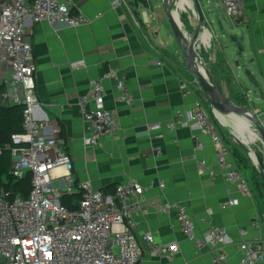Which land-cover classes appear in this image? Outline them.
<instances>
[{
    "label": "crops",
    "instance_id": "crops-1",
    "mask_svg": "<svg viewBox=\"0 0 264 264\" xmlns=\"http://www.w3.org/2000/svg\"><path fill=\"white\" fill-rule=\"evenodd\" d=\"M241 1L243 15L234 22L219 7L220 0H199L208 24L202 30L199 51L217 80V65L227 67L250 105H254L248 98L251 87L264 105V0ZM177 3L179 14L188 9L193 12L191 0ZM72 4L73 11L86 17L89 24L79 28L32 24L26 40L32 45L37 66L36 118L55 130L60 131L59 124L64 128L76 181H90L107 195L129 181L143 186L145 192L138 198L141 211L134 217L137 237L151 234L159 245L177 243L179 252L171 260L153 256L142 242L141 264H215L218 253L226 256L227 264H239L243 256L238 249L240 232H249L247 241L264 236L263 217L252 191L245 196L226 181L209 136L189 128H166L175 123L178 111L191 118L198 98L190 77L164 55L176 42L167 16L156 15L160 6L154 0H73ZM144 13L150 17L148 23ZM194 20L191 18L193 25ZM112 71L126 77L132 102L119 101L114 83L104 82L105 106L116 113L119 131L114 137L104 135L96 146H86L88 128L79 101L88 95L93 80ZM247 73L255 77L257 87ZM0 105L13 104L4 102L1 95ZM88 107L93 109L94 105ZM255 109L260 119L262 114ZM157 123L163 128L146 136L145 130ZM198 140L202 151L196 150ZM156 149H161L160 156ZM202 160L207 165L203 173L199 165ZM232 200L237 204L230 205ZM166 203L187 207L197 238L213 225L225 230L236 245L198 251L182 234L176 212H160ZM258 219L259 231L253 226Z\"/></svg>",
    "mask_w": 264,
    "mask_h": 264
},
{
    "label": "built area",
    "instance_id": "built-area-1",
    "mask_svg": "<svg viewBox=\"0 0 264 264\" xmlns=\"http://www.w3.org/2000/svg\"><path fill=\"white\" fill-rule=\"evenodd\" d=\"M73 0H0V82L6 86L4 106H23V132L12 136L11 176L16 181L31 175V191L24 198L3 192L0 196V264H141V243H146L151 255L171 260L179 252V245H159L151 234L140 239L135 230L134 217L141 211L138 198L145 190L135 181L116 186L112 195L97 191L90 181L77 182L73 174V159L68 153L69 143L60 131L39 122L36 72L37 66L31 43L26 38L32 24L46 23L55 28L65 25L79 28L89 24L82 14L73 11ZM219 7L227 17L238 21L244 10L241 0H220ZM152 16V15H150ZM146 23L149 15L144 13ZM152 19V18H151ZM114 83L120 93L119 101L132 102L126 77L112 71L93 80L86 97L79 101L82 118L88 128L86 146H96L104 135L116 136L119 124L116 113L105 106L104 82ZM92 103L93 109L88 105ZM160 123L150 125L145 135L160 131ZM167 130L189 128L211 138L218 168L230 185L241 194L251 190L241 169L234 160L231 147L216 122L197 99L191 118L182 111L176 113L175 123ZM197 151L203 150L198 140ZM0 148V153H1ZM161 149H156L160 156ZM200 172L207 169L200 161ZM214 177L215 173L210 171ZM165 187L164 183L160 185ZM81 195L79 203L69 209L62 204L66 196ZM237 204L236 200L230 205ZM175 211L182 234L194 243L198 251L235 246L225 230L210 225L202 238H197L195 223L187 207L180 203H166L160 212ZM202 222L207 223L205 219ZM261 229L259 219L253 224ZM247 230L240 232L238 249L242 253L239 264H264V236L259 234L247 241ZM215 264H227L225 255L218 253ZM187 264H191L190 262Z\"/></svg>",
    "mask_w": 264,
    "mask_h": 264
},
{
    "label": "rangeland",
    "instance_id": "rangeland-1",
    "mask_svg": "<svg viewBox=\"0 0 264 264\" xmlns=\"http://www.w3.org/2000/svg\"><path fill=\"white\" fill-rule=\"evenodd\" d=\"M154 2L156 3V5L159 4V6H160V10L156 9V12H155L156 15L159 12L160 14H163L165 16L166 11L164 9L163 0H154ZM191 2H192V6H193V0H191ZM193 11H194V6H193ZM180 15H181V13H180ZM194 17H195L194 13L189 9L187 10V12H184L180 17V22L182 24L183 32H185L189 38H192V36L197 31L196 21L194 20L196 18H194ZM191 18H193V20H194V25H193V23H191ZM171 37L174 39V42H175L176 39H175V36H174V33L172 30H171ZM197 47H198L197 52H198V55L200 57L201 63L204 65L205 69L212 76L214 81L220 87L222 86L221 89L224 88V90L227 91V94L223 91L226 94V96H228L233 102H235L237 104L241 105L240 102L246 103L244 105H241V106H244L245 108L251 109L253 111L257 110L255 108H258V112L262 114V117L259 119V121L264 125V105H262L263 101H262L260 94H258V91L251 87L252 91H251V93L248 94V98H249V101H251L254 105H250V103L245 99V96L241 92L240 88L238 87L233 76L231 75V72H229L227 67H224V66L219 65V64L217 65L218 66L217 72L220 75V76H216L219 80L218 81L213 76V72H215V71L211 70L209 67H207L205 65L201 51H199L200 50L199 49V43H198ZM164 55L173 64H175V65L178 64V66H180L182 68V71L190 77V79L192 81V86L195 89L196 94L198 96L197 99L202 103V105L204 106V108L208 112L209 116L214 119V121L216 122V124H217V126L221 132V134L223 135V137L225 138V140L227 141V143L229 144L231 149L239 148V150H241V148L238 146V144L235 141L236 140L235 138H238L242 141L238 132L236 131V127L239 125L241 128L240 133L242 135H244L246 138H249L251 140L249 142L250 147L252 149H254L258 155L261 156V158L264 162V144L262 141H260L259 133L256 131L255 126L252 123H250L249 121H242L244 118L240 117V116H238L237 118L220 116V117H224L226 119L227 124L221 122V120L215 119V115L213 114V110H212L210 104L208 103L200 85L198 84L195 77L186 70L184 57H183L182 51H181L180 46H179L177 41L175 42L174 47H170L167 50H165ZM198 63H199V61H198ZM219 82H221V85ZM236 146H237V148H236ZM240 152L244 154L243 158L245 159V162H246V165H243L244 170H245V173H244L245 179L249 185L250 190L252 191V193L254 195L256 202L259 205L260 215H261V217H263L262 221L264 223V182H263L261 175H260L261 170H260L259 166H257L255 164V162L251 159V157L247 153H245L243 150H241Z\"/></svg>",
    "mask_w": 264,
    "mask_h": 264
},
{
    "label": "water",
    "instance_id": "water-1",
    "mask_svg": "<svg viewBox=\"0 0 264 264\" xmlns=\"http://www.w3.org/2000/svg\"><path fill=\"white\" fill-rule=\"evenodd\" d=\"M176 1L177 0H163L166 16L174 33L175 39L182 51L186 70L195 77L198 84L200 85L208 103L213 110L215 119L219 120L217 117V115H219L232 118H237L240 116L249 120L255 126V129L260 136L259 139L264 144V125L259 121L257 114L253 110L233 102L228 96H226L221 87L214 81L212 76L201 63L197 52V45L201 39L202 30L207 29L208 24L203 14L199 0H193V13L198 22V29L192 38H189L188 35L183 32L180 20L177 21L173 15V6ZM239 22L242 23V21ZM197 61H199V67L197 65ZM247 76L249 81L257 87L258 83L255 81V77L251 76L249 73H247ZM235 139L238 146L251 157L257 166H259L261 170L260 175L264 182V162L261 156L250 147V143H245L238 138Z\"/></svg>",
    "mask_w": 264,
    "mask_h": 264
},
{
    "label": "trees",
    "instance_id": "trees-1",
    "mask_svg": "<svg viewBox=\"0 0 264 264\" xmlns=\"http://www.w3.org/2000/svg\"><path fill=\"white\" fill-rule=\"evenodd\" d=\"M145 2V0H143ZM6 91V86H0V96ZM24 107L23 106H4L0 105V196L3 192L10 193L11 199L16 196L26 198L31 191V175H28L22 181H16L10 174L12 166V152L9 145L12 143V136L23 132L24 120ZM61 136L65 137L64 128L59 124ZM237 148V146H236ZM233 157L241 169L245 173L244 166L246 165L244 154L241 153L239 148L231 149ZM108 191V190H107ZM115 191L110 192L113 194ZM81 195L66 196L62 199V204L69 209L74 208V202L79 203Z\"/></svg>",
    "mask_w": 264,
    "mask_h": 264
},
{
    "label": "bare ground",
    "instance_id": "bare-ground-1",
    "mask_svg": "<svg viewBox=\"0 0 264 264\" xmlns=\"http://www.w3.org/2000/svg\"><path fill=\"white\" fill-rule=\"evenodd\" d=\"M177 7H179V5H178V3H177V1H176V3H175L174 6H173V15L175 16L176 20L179 21V19H180V14H179V10L177 9ZM181 28H182V26H181ZM182 30H183V29H182ZM197 65H198V67H199V63H198V61H197ZM217 117L219 118V120H221V122L227 124L226 119H225L224 117H220L219 115H217ZM234 118H236V117H234ZM230 121H231V120H230ZM242 121H249V120H247V119L244 118ZM242 121H241V122H242ZM249 122H250V121H249ZM250 123H251V122H250ZM240 130H241V128H240V126L238 125V126L236 127V131L238 132L240 138H241L242 141H244L245 143H249L251 140H250L249 138H246L244 135H242V134L240 133ZM248 139H249V140H248Z\"/></svg>",
    "mask_w": 264,
    "mask_h": 264
}]
</instances>
